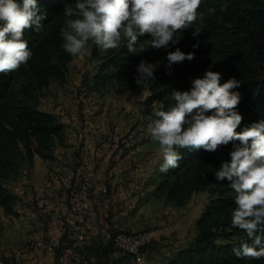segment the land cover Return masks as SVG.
<instances>
[{"label": "trees", "instance_id": "16d2710c", "mask_svg": "<svg viewBox=\"0 0 264 264\" xmlns=\"http://www.w3.org/2000/svg\"><path fill=\"white\" fill-rule=\"evenodd\" d=\"M72 2L37 0L47 18L39 31L34 26L25 30L24 38L33 53L31 59L15 72L0 73V210L5 216H17L18 198L9 184L18 181L23 168L33 166L35 156L56 161L55 147H63L67 142L64 125L54 114L40 109L39 100L52 81H66L74 59L62 48L60 34L65 20L64 5ZM225 3L227 10L221 12ZM199 11L205 13L204 19L196 21L181 34L178 43L167 48L147 49V34L138 36L133 53L128 51L123 38L120 48L104 55H100L98 46L92 45L91 58L96 60L92 90L101 93L111 88L122 95L146 89L143 109L153 122L157 119L155 110H168L175 105L174 91L190 90L191 81L203 78L205 71L210 70L221 73V84L229 78L240 81V86L231 90L240 94L235 111L242 116V122L237 132L264 119V0H203ZM195 31L199 33L193 35ZM141 46L146 51L142 52ZM176 48L185 54L194 52V59L169 68L166 56ZM141 60L157 67L154 81L137 85L136 68ZM178 151L179 167L156 173L157 191L175 206L185 205L193 194L200 192H206L208 199L194 222L196 235L166 264H264V258H237L232 251L241 243L253 246L243 230L231 225L235 192L227 180L217 181L214 175L222 162L230 160L232 144L220 146L214 153L202 149ZM102 249L110 252L111 246Z\"/></svg>", "mask_w": 264, "mask_h": 264}, {"label": "clouds", "instance_id": "9594fccd", "mask_svg": "<svg viewBox=\"0 0 264 264\" xmlns=\"http://www.w3.org/2000/svg\"><path fill=\"white\" fill-rule=\"evenodd\" d=\"M202 3L203 0H74L64 5L61 46L69 55L83 58L91 55L89 42L107 52L120 48L123 38L133 53L138 36L147 34V49L167 48L178 43L181 34L196 21L204 19L205 13L199 11ZM226 10L225 3L220 11ZM46 18L47 12L41 11L37 0H0V73L15 72L27 64L33 53L24 38L25 30L34 26L39 31ZM141 51H146L143 46ZM166 59L171 68L173 64L192 61L194 52L185 54L176 48L168 52ZM156 67L141 60L136 68L137 85L154 81ZM220 81L221 73L206 70L203 78L191 81L190 90L174 91L175 105L155 110L157 119L148 125V131L162 154V173L179 167L178 149L214 153L220 146L232 144L230 160L222 162L214 175L217 181L227 180L236 194L232 227L243 230L252 240L253 246L241 243L239 248L234 247V255L259 260L264 258V119L237 132L242 122V116L235 111L240 94L231 90L238 88L240 81Z\"/></svg>", "mask_w": 264, "mask_h": 264}, {"label": "rangeland", "instance_id": "374dc122", "mask_svg": "<svg viewBox=\"0 0 264 264\" xmlns=\"http://www.w3.org/2000/svg\"><path fill=\"white\" fill-rule=\"evenodd\" d=\"M92 45L89 42L90 50ZM99 52L100 55L106 53L100 48ZM95 65L96 60H93L91 55L83 58L74 57L69 65L66 81L62 84L52 81L44 96L39 100V108H44L57 117L64 125L68 139L74 140L75 131L74 128L67 126L69 122H76V115H69L68 119V114L77 112L85 113L86 134L100 139L126 138V141L116 139L115 147L126 149L122 150V155H126V202H130L129 199H131V203L130 205H126L125 202L118 204L117 217L119 218L111 226L116 227L115 230L118 232L132 233L142 230L151 232L153 240L149 243L150 246L144 249V256L149 264H166L177 250L187 245L196 235L194 222L207 202L208 194L206 192L193 194L185 205L175 206L166 201L164 194L157 191L156 173L160 171L163 157L158 150V143L151 139L148 131L152 118L146 115L143 109L147 91L139 88L120 95L113 89L106 88L101 93L95 92L91 88V76ZM74 141L79 148V141ZM76 150L78 149L67 143L63 147H55V153L59 157L54 162H43L42 166L43 169H48L47 173L55 172L50 181L47 179L51 174L40 176L42 173L39 170L36 172L37 169L34 171L32 167L23 168L22 176L17 179L18 181L9 184L19 202H23L22 193L19 190L25 184L36 190L46 187L53 188V193L56 192L57 196L58 191H64L58 188L57 175L66 164L72 166L78 164L79 153L77 154ZM117 156L120 157L121 154H113V162L110 167L105 168L106 177H118L110 175L111 170H117L114 167ZM120 167L124 169L122 167L125 166ZM32 175L37 178H33ZM29 180L40 185H34ZM55 187L57 189H54ZM53 197L49 198L54 199ZM22 205L30 207V204L22 203ZM34 212V217L24 213L17 214V216H5L0 210L1 261L6 259L13 250L32 242L29 236L37 230L34 228L36 224L31 223V220L38 223L39 218L42 221V217H39L35 210ZM92 215L95 217V212L89 214L88 218L92 219ZM36 216L38 218L34 219ZM38 226L41 229L40 224ZM97 251H99L97 244L93 247L90 245L88 250L90 259L100 262L102 260L94 256ZM109 255L112 260L108 264H116L112 251Z\"/></svg>", "mask_w": 264, "mask_h": 264}, {"label": "built area", "instance_id": "2783aa9c", "mask_svg": "<svg viewBox=\"0 0 264 264\" xmlns=\"http://www.w3.org/2000/svg\"><path fill=\"white\" fill-rule=\"evenodd\" d=\"M69 115H76V122H69L67 127L74 128V140L79 141V161L76 167L66 166L64 169L68 170L67 189L58 191L55 199H48L49 191L40 193L33 189L34 198L23 201L30 202V207L45 217L48 223L56 224L58 234L53 236L49 227L37 229L29 247L45 255L55 256L57 264H103L93 261L87 254L91 240L98 236L103 246H111L116 264H149L144 249L153 240L151 232L142 230L140 234H131L111 231L104 226L108 216L105 206L107 198L114 190H118L121 177H106L105 168L113 162V154H121L122 157V150L126 149L116 148L115 140L125 137H93L86 134L85 113H69L68 119ZM129 201L126 202L125 196L123 202L130 205L131 199ZM88 212H96L95 221H86ZM56 249H59L58 253ZM25 253L24 250L13 253L8 264H25Z\"/></svg>", "mask_w": 264, "mask_h": 264}, {"label": "crops", "instance_id": "0c3cea01", "mask_svg": "<svg viewBox=\"0 0 264 264\" xmlns=\"http://www.w3.org/2000/svg\"><path fill=\"white\" fill-rule=\"evenodd\" d=\"M42 110L48 111V110H46L44 108ZM48 112H50V111H48ZM66 143H67V145L70 144L74 148L77 149V144H76V142L73 139H68L67 138V142ZM76 153L78 154V150H76ZM55 156H56V158L59 157L57 155V153H55ZM43 162L46 163V161L40 159L38 156H35L34 157V163H33L32 169L34 168V171H35V169H37L36 172H38V170H39L42 173L40 176H45L47 174L48 175L51 174L50 172L47 173L48 169H43L42 168V166L44 165ZM114 162H116L114 164V167L117 170H111L112 173H110V175H117L118 177L119 176H121V177H120V183L118 184V190L116 192H112L108 196L107 202H106V205H105L106 208L108 209V216L106 218V221H105V225L104 226H106L107 228H109L111 231H116L115 229H117L116 227H112L111 225L115 223V220H118V218H119V217H117L118 216L117 215V208L119 207L118 204H121L123 202V199L126 196V155H124V156L122 155V157L121 156L120 157L117 156L115 158V161ZM77 165H73L72 166V165H67L66 164L65 167L66 166H68V167H76ZM122 165L125 166V167H122L124 169H121L120 166H122ZM65 167H64V169H65ZM64 169L61 170L58 173V175H57L58 177H59V175H61L63 173H67L68 170H64ZM118 170H120V172ZM54 173L55 172H53L50 175V177L47 179V181H50L52 179L51 176H53ZM32 177L33 178H37V177H35L33 175H32ZM47 181H45V182H47ZM32 184H34V183H32ZM57 184H59V187L58 188L64 189L62 187V184L60 182L57 181ZM34 185H40V184H34ZM15 186H17V184ZM64 190H66V189H64ZM49 191H50V193H53V188H50L49 187ZM55 193L56 192L53 193L54 194V198H56V196H57V195H55ZM29 208H31V207H29L27 205H22V203H20L19 200H18V202H17V204L15 206V211L17 212V214H23V213L24 214H30L32 217H34L35 216L34 215L35 214L34 210H31ZM38 215H39V217H42V221H41V219L39 220V218L37 216L34 219H37L38 218V220H37L38 223H35L34 220H31V223L36 224V226L34 228L36 230L39 229L38 224H40L41 229L45 230V229H47V227H49L53 231V236L57 235L58 234V226L56 224H54V223H48L47 220H46V218L43 217L41 214L38 213ZM88 215H87V221H95L96 220V216L93 217V215H92L93 218L90 219V218H88ZM95 215H96V212H95ZM36 233H32L29 236V240H32V242H33L34 241V238L36 236ZM93 240H95V241H92L89 244V246L87 247V254H88V256L90 257V253H88V250L90 249V245H91V247H93L94 245L97 244V248L99 249V251H97L96 255H94V256L97 257V258H99V260H102V261H100L101 263H106V264L111 263V260H112V259H110L111 255H109V257H107V252L102 249L103 245L100 242V238L97 236ZM19 250H24L26 252L25 253V258H24V263L25 264H57L56 263L57 261H56L55 256L45 255L41 251L29 247V243H28V245L24 244L23 247L17 248L15 250H13L12 253H10L9 255H7V258L6 259H4L2 261L0 260V264H8L9 261H10V257L12 256V254L13 253H18Z\"/></svg>", "mask_w": 264, "mask_h": 264}, {"label": "bare ground", "instance_id": "6f19581e", "mask_svg": "<svg viewBox=\"0 0 264 264\" xmlns=\"http://www.w3.org/2000/svg\"><path fill=\"white\" fill-rule=\"evenodd\" d=\"M124 141H126V138L124 139ZM105 172H106V169H105ZM67 177H68V171H67V173H63V174L59 175L58 179L56 180V181H58V182H60L62 184V187L64 189H67ZM27 185L28 184L23 185L21 187V189L19 190V192L22 193L21 196L23 198V201H31V199L34 198L33 187H28ZM37 191H40V193H47L49 191V187H46L45 189L44 188L43 189H38ZM53 196H54L53 193H50V191H49L48 192V199H50L49 197H53ZM22 203L30 204V202H22ZM90 213H92V212L86 213V221H87V215L90 214ZM131 234H140V231L139 232H134L133 231Z\"/></svg>", "mask_w": 264, "mask_h": 264}]
</instances>
